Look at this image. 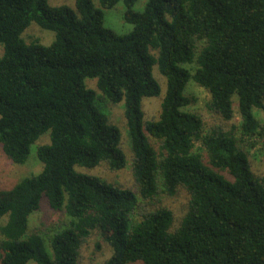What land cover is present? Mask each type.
Returning <instances> with one entry per match:
<instances>
[{
    "label": "trees",
    "instance_id": "trees-1",
    "mask_svg": "<svg viewBox=\"0 0 264 264\" xmlns=\"http://www.w3.org/2000/svg\"><path fill=\"white\" fill-rule=\"evenodd\" d=\"M119 1L98 0L103 9ZM122 1L133 26L127 34L105 27L91 0H75L77 13L47 0H0V146L24 164L50 132L36 149L41 171L0 189V264H79L93 230L111 247L104 264H264V175H254L233 130L215 124L205 131L200 115L185 109L184 94L190 80L204 88L207 110L223 121L233 118L236 95L242 135L264 140L254 113L264 110V0H145L141 11L133 8L137 0ZM31 22L53 31L54 40L25 41ZM155 65L166 91L157 119L145 120L142 99L160 94ZM107 101H123L130 188L75 169L126 164ZM196 142L209 165L193 151ZM180 187L189 201L172 228L170 209L144 204ZM43 196L69 218L49 250L40 233L29 232Z\"/></svg>",
    "mask_w": 264,
    "mask_h": 264
},
{
    "label": "rangeland",
    "instance_id": "rangeland-1",
    "mask_svg": "<svg viewBox=\"0 0 264 264\" xmlns=\"http://www.w3.org/2000/svg\"><path fill=\"white\" fill-rule=\"evenodd\" d=\"M48 4L51 6L56 5H67L75 10V0H47ZM95 9H100L103 19V25L110 28L117 34H127L129 33L133 26L124 19L125 6L123 1L120 0L115 6L109 9H103L100 7L98 0H91ZM145 0H137L133 8L137 11L143 10ZM22 37L25 41L30 42L32 40H38L44 45L50 44L54 38L55 33L53 31L43 29L35 22H31L29 26L24 30ZM3 51V46L0 44V56ZM155 53V51H152ZM189 68L190 65H187ZM154 78L158 81L160 85V94L155 97H144L142 99V109L144 111V119H157L160 113L162 97L166 91V78L159 72L158 67L155 65L152 69ZM87 87L95 89L98 93L96 87V79L87 78L85 80ZM184 94L190 100L189 105L185 108L188 111H192L198 115L203 120L204 129L208 131L215 124H223L224 128L227 130H233L234 136L237 140V145L242 149L248 156L251 170L254 175L262 176L264 175V140L262 136L246 137L243 136L240 129V116L237 111V96H233V108L234 115L230 121H223L217 115L210 113L206 108V103L210 98L209 93L202 87L198 86L192 80H190L185 88ZM104 113L110 123L118 126L121 132V149L126 156V164L120 170H111L104 163L93 168L75 166V169L79 172L86 173L89 175L98 176L105 181L112 183L116 186L122 188L133 187V177L131 170V148L129 144V139L127 136V127L124 117V106L123 101L118 104H112L110 102H103ZM254 113L256 118L264 125V110L254 108ZM149 141L153 146H156L157 142L154 138L148 135ZM50 142V132L46 131L41 134L35 143L31 146V153L24 164H15L11 162L3 153L0 146V189H9L16 182H18L23 177L31 176L37 174L42 169V162L36 156V149L39 145L47 144ZM193 151L198 152L202 156V160L206 165H209L207 152L201 147L199 142H196ZM215 169V168H213ZM217 170V169H215ZM220 173L224 174L225 172ZM189 194L184 188H179L178 191L173 195L158 194L152 202H145V208L147 210H154L158 207H166L170 209L174 216L173 227H176L182 216L184 215L188 201ZM40 208L34 212L29 219V232L40 233L44 240L47 249L49 250V240L51 235L61 229V226L68 224L69 218L63 211H55L51 209L47 203V198L42 197L40 202ZM7 216L2 218L4 222ZM132 218L136 221L140 219L139 216L133 214ZM2 235L0 234V239ZM111 247L107 244L98 230L91 231L90 235L86 239L84 245L80 250L79 264H104V262L111 255ZM29 264H36L34 261H30ZM133 264H142L136 262Z\"/></svg>",
    "mask_w": 264,
    "mask_h": 264
}]
</instances>
